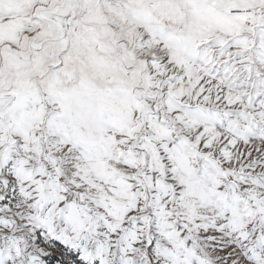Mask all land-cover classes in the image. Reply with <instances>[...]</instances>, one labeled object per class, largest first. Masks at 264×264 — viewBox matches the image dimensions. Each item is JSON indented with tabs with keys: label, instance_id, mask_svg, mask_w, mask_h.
<instances>
[{
	"label": "snow or ice",
	"instance_id": "1",
	"mask_svg": "<svg viewBox=\"0 0 264 264\" xmlns=\"http://www.w3.org/2000/svg\"><path fill=\"white\" fill-rule=\"evenodd\" d=\"M0 264H264V0H0Z\"/></svg>",
	"mask_w": 264,
	"mask_h": 264
}]
</instances>
